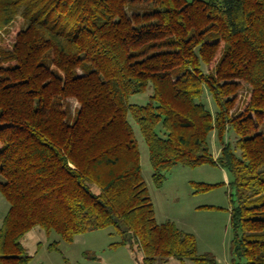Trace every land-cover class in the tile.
Segmentation results:
<instances>
[{
  "label": "trees",
  "instance_id": "16d2710c",
  "mask_svg": "<svg viewBox=\"0 0 264 264\" xmlns=\"http://www.w3.org/2000/svg\"><path fill=\"white\" fill-rule=\"evenodd\" d=\"M128 116L155 186L176 164L227 173L230 263L264 264V0H0V264L30 261L33 228L108 227L138 264H217L156 222Z\"/></svg>",
  "mask_w": 264,
  "mask_h": 264
},
{
  "label": "rangeland",
  "instance_id": "374dc122",
  "mask_svg": "<svg viewBox=\"0 0 264 264\" xmlns=\"http://www.w3.org/2000/svg\"><path fill=\"white\" fill-rule=\"evenodd\" d=\"M127 13L130 10L127 9ZM150 88L141 94L129 97L130 103L142 104ZM72 115L77 103L68 99ZM138 145L141 174L153 204L155 220L158 224L172 221L185 232L194 235L197 254H211L217 264H231L229 251L231 230L229 227V193L227 173L212 164L187 167L176 164L165 173L161 186L154 185L152 169L148 160L147 146L133 120L128 116ZM211 152L217 155L218 148L211 134ZM216 157V156H215ZM198 183L212 184L206 190L197 191ZM8 208L4 196L0 194V224ZM36 231V232H35ZM40 233V234H38ZM120 235L112 227L90 230L76 235L71 243L59 239L55 233L48 236L39 228L23 238V245L31 259L27 264H138L141 256L135 246L116 245ZM57 241L56 248L48 244ZM162 264V263H155ZM164 264H194L190 259L169 258Z\"/></svg>",
  "mask_w": 264,
  "mask_h": 264
},
{
  "label": "crops",
  "instance_id": "0c3cea01",
  "mask_svg": "<svg viewBox=\"0 0 264 264\" xmlns=\"http://www.w3.org/2000/svg\"><path fill=\"white\" fill-rule=\"evenodd\" d=\"M215 156H216V155H214V158H215ZM34 230H35V228H33L29 233L34 232ZM35 232H36V231H35ZM38 234H40V233H38Z\"/></svg>",
  "mask_w": 264,
  "mask_h": 264
}]
</instances>
